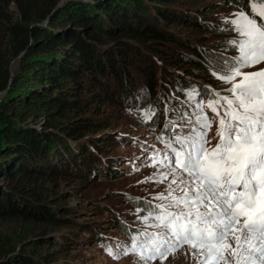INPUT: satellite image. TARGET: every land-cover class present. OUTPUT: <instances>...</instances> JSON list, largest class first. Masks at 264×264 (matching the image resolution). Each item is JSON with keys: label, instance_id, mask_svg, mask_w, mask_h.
Wrapping results in <instances>:
<instances>
[{"label": "trees", "instance_id": "trees-1", "mask_svg": "<svg viewBox=\"0 0 264 264\" xmlns=\"http://www.w3.org/2000/svg\"><path fill=\"white\" fill-rule=\"evenodd\" d=\"M156 1L177 0H0V178L7 181L0 188V257H6L0 264H48L25 254H12L13 243L1 232V224L13 219L40 220L56 227L64 224L52 204L38 203L39 199L47 198L46 189L41 187L47 170L62 176L82 168L80 163L87 157L88 164L93 165L87 170L92 176L99 172V156L105 149L97 140L89 143L87 138L85 146L77 145L76 150L71 149L70 143V147L61 146L98 129L95 121L82 118L79 111L89 103L88 97H81L82 90L85 95L94 93L85 81L104 89L100 103L109 99L115 105L131 109L151 102L150 93L158 86L153 81L155 74L147 65L152 61L147 53L158 56L177 71L183 70L196 79L204 78L203 83L213 79L201 54L203 50L190 41H181L167 28L168 23L202 26L203 31L219 33L223 38L231 37L232 32L210 27H220L222 23L210 22L204 26L195 16L197 13L190 11L182 18L179 9L168 11ZM175 44L181 49H173ZM207 50L219 54L218 58L229 57L213 48ZM19 54V69L10 74V61ZM140 71L149 84L150 95L135 97L133 101L130 97L123 99L130 95L129 88H134L128 82ZM177 71L174 74L179 75ZM161 76L158 78L163 80ZM26 77L29 81L22 82ZM181 81L191 85L186 77ZM110 82L116 86L112 92ZM197 90L206 94L201 86ZM52 91L56 92L50 94ZM160 92L166 98L165 103L168 96L176 98L178 103L177 96L168 94L165 88ZM37 102L44 103V114L49 117L40 129L25 122V112ZM37 117L31 116V122ZM107 162L113 165L111 159ZM110 174L105 171L101 175ZM25 194L35 201L31 202ZM61 238L68 236H55L50 243L62 244Z\"/></svg>", "mask_w": 264, "mask_h": 264}, {"label": "snow or ice", "instance_id": "snow-or-ice-1", "mask_svg": "<svg viewBox=\"0 0 264 264\" xmlns=\"http://www.w3.org/2000/svg\"><path fill=\"white\" fill-rule=\"evenodd\" d=\"M250 11L210 26L235 34L226 41L235 56L201 53L210 74L229 85L227 94L205 86L210 98L195 104L194 119L168 121L181 131L165 142L162 160L151 158L167 187L131 244L106 248L114 258L136 252L143 264H164L187 245L196 264H264V68L244 71L264 63V0H250ZM188 95L201 93L194 87Z\"/></svg>", "mask_w": 264, "mask_h": 264}, {"label": "rangeland", "instance_id": "rangeland-1", "mask_svg": "<svg viewBox=\"0 0 264 264\" xmlns=\"http://www.w3.org/2000/svg\"><path fill=\"white\" fill-rule=\"evenodd\" d=\"M155 3L164 6L166 10L168 8V11L174 8L179 9L178 11L183 12L182 18L189 15L186 12L197 13L195 16L205 23L204 26L210 22L222 23L224 17H229L233 12L241 11L240 7L226 0H182L180 2L177 0L171 3L160 1ZM10 8L14 9L13 3H10ZM167 28L171 29L177 37H180L181 41H190L199 49L213 48L218 53H225L229 57L237 54L235 50H230L225 45L226 41L234 38V33L230 38H223L219 33L203 31L202 26L200 28L199 26L193 27L173 22H169ZM172 46L176 51L181 49L176 44ZM21 54L10 61V74L19 69V56ZM147 54L152 60L147 65L155 74L153 81L158 85L154 87L153 92H160L162 88H165L167 92L175 88L180 89L183 77L192 79L194 83L198 84L205 80L202 77L196 79L193 75L186 74L180 69L177 71L176 67L166 64L163 59H158V56ZM178 55L184 58L183 54ZM260 65L264 66V63ZM255 68L261 69L256 65L248 71H253ZM129 70L136 72L130 68ZM175 71L179 72V75L174 74ZM159 74L164 77L163 80L158 78ZM26 80L29 81L26 77L22 82ZM164 80H168V82ZM209 81L215 83L214 79ZM85 82L89 84L88 87L92 88V93H94L93 95L90 93L85 95L84 90H82L81 97L84 99L88 97L89 103L87 107L82 106L79 111L82 118L95 121L98 124V129H95V132H88L78 141L61 143V146H71V149L76 150L77 145H84L87 138L89 143L97 140L96 143L105 149L103 150L105 152L99 156L100 162L97 166L100 169L97 176H92L91 172L88 171L93 165L88 164L87 157L83 158L80 163L82 168L72 172L67 171L62 176L47 173V170L45 177H42L44 182L41 185L43 189H46L47 198L39 199L38 203L52 204L53 208L60 214L59 220L64 221V224L56 227L40 220L26 222L21 219H13L1 224V232L11 239L12 247H14L12 254H25L41 262L46 260L48 264H143L135 252L114 258L109 255L106 248L117 243L130 245L129 234L117 226L123 225L124 229L129 232L132 229L142 232L146 225L141 217L147 216L149 213L141 210L140 205L151 204L155 206L159 202L155 197L158 193L164 192L167 187V181L157 182L158 174L162 170L161 165H153L152 161L147 160V155L138 144L139 142L140 144L153 142L156 127L150 123L142 124L140 122V116L147 114V109L137 111V105L131 109L122 105L121 107L120 104L115 105L109 99L100 103L103 99L104 89L97 88L89 81ZM128 84L134 88H129L130 95L123 96V99L130 97L133 101L135 97L141 98L153 94V92L148 94L149 84L145 81L142 71L138 75L134 74ZM215 85L214 87L218 91L227 94L223 90L229 85L224 84L218 78ZM67 86L69 87L70 83H67ZM109 87L113 88L110 89L111 92L116 89L112 82L109 83ZM55 92L52 91L50 94ZM186 92L187 95L190 93V91ZM84 104H86L85 101ZM44 110V103L40 104V102L35 103L29 111L25 110V122H29L28 126L40 129V126L45 123L44 119L49 118L47 114H44ZM158 110L161 111V107H158ZM35 114L38 117L31 122L30 118ZM51 115L56 116V114ZM108 143H110L109 146H107ZM107 159H111L113 165H109ZM114 170L117 171L114 172ZM105 171H110L109 177L101 175ZM148 177L153 179L149 180ZM6 185L7 181L0 178V188ZM25 196L31 202L35 201L33 197L26 194ZM138 209L140 211H137ZM148 223L150 224L152 221L149 220ZM148 230L151 231L152 229L149 228ZM98 232H100L99 235ZM61 235L68 236V239L61 238L63 242L59 245L50 243L53 237L59 238ZM98 236L100 237L99 240ZM3 259L5 260L6 257H0V260ZM152 264H160V261H154ZM164 264H196V262L188 246L185 245L174 255H169Z\"/></svg>", "mask_w": 264, "mask_h": 264}, {"label": "water", "instance_id": "water-1", "mask_svg": "<svg viewBox=\"0 0 264 264\" xmlns=\"http://www.w3.org/2000/svg\"><path fill=\"white\" fill-rule=\"evenodd\" d=\"M60 4V3H59Z\"/></svg>", "mask_w": 264, "mask_h": 264}]
</instances>
